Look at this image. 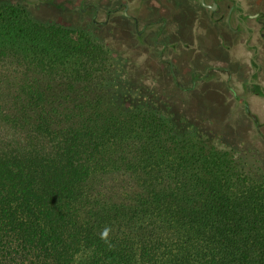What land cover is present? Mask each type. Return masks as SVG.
Masks as SVG:
<instances>
[{"label": "trees", "instance_id": "trees-1", "mask_svg": "<svg viewBox=\"0 0 264 264\" xmlns=\"http://www.w3.org/2000/svg\"><path fill=\"white\" fill-rule=\"evenodd\" d=\"M114 65L0 7V264H264V177L129 102Z\"/></svg>", "mask_w": 264, "mask_h": 264}, {"label": "flooded vegetation", "instance_id": "flooded-vegetation-1", "mask_svg": "<svg viewBox=\"0 0 264 264\" xmlns=\"http://www.w3.org/2000/svg\"><path fill=\"white\" fill-rule=\"evenodd\" d=\"M17 9L49 8L55 24L102 41L132 28L137 68L170 77L181 99L210 93L238 130L264 150V0H10ZM107 46V45H106ZM108 47V46H107ZM188 101L187 103H190Z\"/></svg>", "mask_w": 264, "mask_h": 264}, {"label": "rangeland", "instance_id": "rangeland-1", "mask_svg": "<svg viewBox=\"0 0 264 264\" xmlns=\"http://www.w3.org/2000/svg\"><path fill=\"white\" fill-rule=\"evenodd\" d=\"M4 6L15 7L10 0H0V7ZM28 11L26 14L34 22L44 26L56 25L55 14L49 8H33ZM57 26L83 33L109 51L115 60L114 71L117 69L118 89H125L133 97L129 102L152 107L173 123L178 135L195 136L209 140L221 149L234 151L239 163L245 167V172L254 178L264 177V150L259 151L255 145L256 141L245 136L249 132L248 126L240 130L233 126L228 109L220 107L219 101L210 93L201 95L202 102L193 104L195 101H190L191 98L183 102L181 94L171 85L170 77L161 75L157 70L153 71L152 65L137 68L139 54L130 26L120 24L109 29L105 42L108 47L85 29H75L62 24ZM13 55L8 57V60L13 62L14 58L11 57L20 55L23 69H27L28 64H33L36 57L29 47L21 54ZM14 69L12 66L10 72H14ZM188 101L190 103H187Z\"/></svg>", "mask_w": 264, "mask_h": 264}]
</instances>
